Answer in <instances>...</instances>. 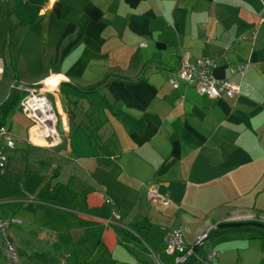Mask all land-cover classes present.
I'll return each instance as SVG.
<instances>
[{
	"label": "crops",
	"instance_id": "obj_1",
	"mask_svg": "<svg viewBox=\"0 0 264 264\" xmlns=\"http://www.w3.org/2000/svg\"><path fill=\"white\" fill-rule=\"evenodd\" d=\"M1 24L0 58L16 47L24 82L53 90L66 137L14 136L0 212L13 204L1 217L25 220L8 228L20 264H143L139 232L163 251L179 226L187 244L211 226L220 248L264 241V0H0ZM182 52L215 57V76L240 93L173 88ZM11 91L2 122L22 93ZM30 156L34 168L19 171Z\"/></svg>",
	"mask_w": 264,
	"mask_h": 264
},
{
	"label": "built area",
	"instance_id": "obj_2",
	"mask_svg": "<svg viewBox=\"0 0 264 264\" xmlns=\"http://www.w3.org/2000/svg\"><path fill=\"white\" fill-rule=\"evenodd\" d=\"M217 67L218 61L215 57L205 56L192 61L189 53L182 52L180 55L179 67L175 72L169 74L168 82L175 89L179 88L181 85L194 88L199 95L210 99L221 97L232 98L237 96L241 91L240 82L229 78H217L215 76V70ZM248 67V62L229 65L228 72L231 77H243ZM0 72H2L1 65ZM36 86L27 88L18 87L19 90L23 89V92L26 94L25 98L20 103V109L32 122L29 128V140L33 142L30 134L31 127L40 124L42 121L38 115L41 110L36 108L37 105L33 106L36 98L45 99L55 118L53 124H51L55 132L50 135H42V138L45 141L50 138L54 139L55 136L59 138L60 135L57 130L59 116L55 106L46 96L53 90L46 88L44 83ZM50 144H59V141L54 140L51 141ZM15 145V137L10 128H7L3 124L0 125V178L6 174L10 151L15 148ZM149 196L158 202H165L164 198L158 194L156 189L150 190ZM109 202L114 203L112 200H109ZM114 217L119 219V215L116 213H114ZM18 224H21V221L17 218H4L0 216V250H2L4 255L12 261H18L19 254L9 238L8 228L12 225ZM215 229L216 226H211L208 230L198 236L193 244H187L184 236L186 229L183 226L168 230L164 236V251L166 254L173 257L174 264H186L197 256V248L203 244ZM218 254L217 251H213L209 253L205 259H202V261L210 262L217 257ZM151 255L155 258V264H165L158 258V255H155L152 251ZM59 264H67V262L66 260H61Z\"/></svg>",
	"mask_w": 264,
	"mask_h": 264
},
{
	"label": "rangeland",
	"instance_id": "obj_3",
	"mask_svg": "<svg viewBox=\"0 0 264 264\" xmlns=\"http://www.w3.org/2000/svg\"><path fill=\"white\" fill-rule=\"evenodd\" d=\"M0 31L3 30L2 24L0 25ZM16 47H13L12 53L9 51H4L2 53V56L0 58V65L2 68V72H0V111L3 108V106L8 102L10 99V93H12L11 90L22 92L20 94L19 100L15 105V108L11 110L5 120V122H2L3 120H0V123H3L7 128H11L14 136L19 139V143L21 144L22 141H27L28 139V127L32 124V122L24 115L20 109V103L25 98V93L23 92V89L19 90L18 87L21 88H27V87H33L35 85H28L26 84L22 79V71H21V62L18 58L19 56H16L15 54ZM15 55V57H14ZM19 78V79H18ZM22 79V80H21ZM14 86V87H13ZM38 87V86H36ZM17 88V89H16ZM48 99L51 101L53 105L54 98L48 93L46 95ZM59 131L60 137L58 138L55 136L54 139L50 138L46 142L47 144H50L51 141L58 140L60 144H64L66 141V137L62 135L63 128L62 124L59 123L57 127ZM26 144V143H23ZM42 145H47L43 143H39ZM25 156L21 155V157ZM19 171L22 170V172H30L34 166L35 163L32 160L31 156L28 159L25 158H19L18 160ZM28 168L29 170H27ZM17 185V184H16ZM17 189V186L15 187ZM6 209L4 212L5 215H8L9 212L14 209L13 204L6 205ZM2 208H0L1 210ZM4 212H0V216L4 215ZM19 220L22 218L21 215H18ZM25 221V220H24ZM155 232H157L155 230ZM160 236V235H158ZM239 236V235H238ZM139 244L136 248L138 251V257L141 258L143 261L141 263L143 264H155V258L151 255V251L158 255V258L164 263L167 264H174V261L172 263L173 257L166 254L162 245H160L158 242V246L160 248H157V245H155L154 241H158V237H155L154 239L152 237H148L147 234L144 232H139ZM217 235H214L204 241L202 245L199 246L200 252L197 254L198 256L194 257L191 261H189L186 264H205L202 261V258L206 257L209 253H211L213 250H216L219 252L218 259H220L219 264H253V259L257 258L258 256L264 254V241H249L250 243H247V241H233L228 240L224 241V244L222 243V248L216 246L217 242ZM144 246V247H143ZM230 248L229 253L223 254L224 248ZM145 248V249H144ZM225 257V259L223 258ZM259 258V257H258ZM259 260V259H258ZM0 264H20L18 261H12L10 259H4ZM212 264H218L217 259ZM258 264V263H257ZM260 264H264V262H260Z\"/></svg>",
	"mask_w": 264,
	"mask_h": 264
},
{
	"label": "bare ground",
	"instance_id": "obj_4",
	"mask_svg": "<svg viewBox=\"0 0 264 264\" xmlns=\"http://www.w3.org/2000/svg\"><path fill=\"white\" fill-rule=\"evenodd\" d=\"M46 88L50 89L47 86ZM35 105H37L36 106L37 109L41 110L40 113H38V115L40 116L42 121L40 122V124L31 127L30 129L31 139L36 144L39 143L47 144V142L42 138V135H48V134L50 135L55 132L54 128L51 125L53 124L55 118L50 109V106L47 104L45 99L36 98L33 106Z\"/></svg>",
	"mask_w": 264,
	"mask_h": 264
},
{
	"label": "trees",
	"instance_id": "obj_5",
	"mask_svg": "<svg viewBox=\"0 0 264 264\" xmlns=\"http://www.w3.org/2000/svg\"><path fill=\"white\" fill-rule=\"evenodd\" d=\"M15 94H17V93H15ZM17 102H18V94L17 95H14L12 101L8 105L5 106V108H4L5 113L7 111H10L15 106V104Z\"/></svg>",
	"mask_w": 264,
	"mask_h": 264
}]
</instances>
